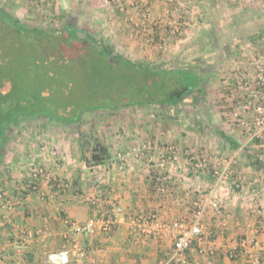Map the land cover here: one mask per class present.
I'll return each mask as SVG.
<instances>
[{
	"label": "crops",
	"instance_id": "obj_1",
	"mask_svg": "<svg viewBox=\"0 0 264 264\" xmlns=\"http://www.w3.org/2000/svg\"><path fill=\"white\" fill-rule=\"evenodd\" d=\"M94 1L96 6L104 2L111 10L108 15L113 31L134 33L140 20L144 21L141 35L147 33L155 41L168 37L175 43L179 36L170 32L168 21L187 19L189 36H195L219 17L243 14L261 0H138L136 5L132 0ZM242 63L232 65L237 71L234 74L220 75L226 80L228 93L211 95L210 110L173 106L118 111L119 121L109 118V126H100L91 134L92 145L99 143L109 149L111 158L103 165L87 164L91 147L83 153L82 131L73 137L63 124L25 126L33 134L23 145L24 155L9 153L5 161H0V190L5 192L0 202V264H49V254L70 244L67 237L71 225L97 220L100 227L110 216V202L124 210L116 228L109 233L99 229L95 235H82L80 245L88 258L74 259L71 264H159L174 249L172 236L154 238L150 234L153 225L136 233L133 219L155 215L160 223L178 219L192 223L200 198L214 186L212 167L218 160L234 156L239 159L231 179L235 186L233 190L228 186L219 190L216 198L220 209L209 207L205 211L204 234L188 251V262L248 264L241 243L256 238L259 248L255 254L264 264V149L250 141L236 119L237 98L243 95L239 83L255 72L253 63L248 70ZM195 67L188 71L197 73ZM211 73H205V77H211V86L217 87L220 81L214 78L219 76L214 73L212 77ZM195 95L197 91L188 99L194 102ZM215 100L221 102L220 107L216 108ZM187 117L190 122L185 124ZM132 121L135 124L127 123ZM171 145L177 149V162L168 159ZM191 156L200 157L211 169L197 172ZM33 166L47 172L36 183V190L28 188L29 169ZM5 169L12 170L13 179ZM17 186L24 191L17 190ZM97 199L103 205L95 208L92 201Z\"/></svg>",
	"mask_w": 264,
	"mask_h": 264
},
{
	"label": "rangeland",
	"instance_id": "obj_2",
	"mask_svg": "<svg viewBox=\"0 0 264 264\" xmlns=\"http://www.w3.org/2000/svg\"><path fill=\"white\" fill-rule=\"evenodd\" d=\"M95 2L93 0H0V7L10 16L31 28L42 31H60L68 24H72L78 26V29L71 34H75L79 38L81 31L90 34L96 41H104L109 38L117 56L133 64L147 65L152 70L158 66L167 69L178 67L187 69L195 66V62L197 67H195V70L202 80L197 95L194 96V102L192 99L186 98L179 103L177 98L171 96L173 90L176 91L180 88L179 76H174L179 75L178 73L170 74L166 78L160 76L155 79L154 77V80L148 75V72V74H144L145 69L142 70L144 72H139L136 69L129 68L128 62L123 61H120V64L117 65L113 61L106 60L108 57L105 54L98 53L94 48L93 53L91 50H89L90 52L82 50L79 46H75L76 49H74L75 59L67 63L64 58L58 56L57 49L54 52L51 51L50 45L49 48L43 49L39 47L37 42L25 43L22 40L19 41L17 38L6 35L2 30L3 37L1 40L3 45L0 52V64L3 69H0V71L9 72L13 70V73L18 75L24 74L25 71L29 73L28 68H34L32 70L34 73L30 79L33 82V87L34 85L38 87L41 85L42 97L52 99L53 107L60 108L57 114H63L66 117L65 120H67V113L70 110L71 113L77 116L83 112L77 123L63 125L69 127L67 133L73 137L82 131L85 141L89 143L90 140H93L91 136L100 126H109L111 124V122L110 124L107 123L109 118L119 121L121 117L118 111L125 109L155 110L158 107L169 108L173 106L179 109H198L199 111L205 108L209 109L213 105L212 102H209L211 101L209 100L211 95L219 94L220 96L228 93L229 87L224 84L226 80L222 79L220 75H223V72L233 74L237 72L233 71L232 68V65L236 62H243V69L248 70L253 60L258 55L264 54V11L261 7L263 0L257 1L256 4L249 7L248 12L235 14L231 18L222 16L215 22L213 21L212 25L216 31L213 32L212 37L206 38L203 42H199L201 39H197L193 44L186 47L192 39L197 37L199 32L195 36L178 37V41L175 43L165 37L166 44L163 49L159 48L162 38L155 41L157 39H152L147 33H144L145 35L140 34L142 32V22L144 21H136L137 26L135 25V31L133 30L134 33L131 32V34L113 31L111 29L113 26L110 25L112 20H109L111 10L104 2L97 6ZM214 38L220 47L212 52L209 49L212 48V39ZM171 43L172 47H170ZM63 54L68 58L71 57L70 51L61 52L59 55ZM97 54L100 55L101 60L97 58ZM55 63L63 67V69H58H61V75L60 72H52L56 69L57 64ZM67 66L71 68V72L74 71L73 80L75 85L73 86L77 87L76 89L79 91H77L78 94H76L77 92L73 93L75 96L71 103L67 101L69 94L66 77H64ZM207 72H212V77L215 75L214 73L219 76L214 78L218 82L220 81L215 84L217 87L211 86L212 78L205 77ZM85 80L88 83H84ZM39 81L40 83H38ZM47 84H50L49 88ZM83 90L84 95H82ZM76 95L82 98L78 99ZM94 99L101 100L104 103H114L121 107L108 110H96L95 108L91 110L88 107ZM237 100L239 101L238 98ZM215 102L216 108L220 107L221 102L219 100H215ZM227 110L231 111L233 109L228 108ZM115 113H118V115L113 116ZM188 119L189 117L184 119L185 124L190 122ZM127 123L135 124L133 121ZM33 124L49 125L56 123L52 122L51 119L39 117L21 118L7 134L0 161H5L9 153L10 155L13 153L20 156L24 155L22 152L25 149L23 145L33 134L24 127ZM56 125L60 126V124ZM97 135L98 133H96ZM97 140H99V137ZM170 147L177 150L173 145ZM5 173L10 179L14 178V176H11L12 170L5 169Z\"/></svg>",
	"mask_w": 264,
	"mask_h": 264
},
{
	"label": "built area",
	"instance_id": "obj_3",
	"mask_svg": "<svg viewBox=\"0 0 264 264\" xmlns=\"http://www.w3.org/2000/svg\"><path fill=\"white\" fill-rule=\"evenodd\" d=\"M172 1V0H169ZM138 0H132L133 5H136ZM174 2V1H173ZM262 10L264 11V0L262 2ZM170 26V32L179 37H188L187 31L189 27V21L182 17L175 20L168 21ZM159 48L163 49L166 44V38L161 39ZM255 72L250 79H242L239 83L243 95L238 102L237 122L241 124V127L248 133L250 141L256 143L259 148L264 149V54L258 55L253 60ZM170 153L167 155L170 162H177L179 155L177 150L171 148ZM192 164L197 172H204L211 169L210 166L200 157H190ZM239 164L237 156L231 158H224L218 160L213 170L215 177L214 186L209 194H204L197 205V210L194 214L192 223H189L185 219H178L172 223H160L159 219L155 215L149 217L140 216L133 219L134 231H140L145 226L147 231L149 225H153V229L150 234L156 239H161L165 235H171L174 240V249L167 259L161 261L159 264H189L188 251L194 247L196 241H200L204 234V228L202 225V218L207 208H213L215 210L220 209L218 198H216L219 190L228 186L231 190L235 186L231 184L233 175V168ZM29 176L31 182L28 184V188L36 190L38 185L36 183L39 180L47 176V172L42 167H30ZM236 186H238L236 184ZM17 190L24 191V188L17 186ZM5 199V192L0 190V202ZM92 205L95 208L101 207L103 203L100 200H93ZM110 216L105 219L100 227L97 220H91L83 225L72 224L71 233L68 236L69 245L63 249L53 252L48 255L49 264H71L76 259L84 261L88 258V253L80 245V237L82 235H95L100 229L105 233L112 232L117 225V218L124 214L123 208L115 203L110 202ZM241 247L244 253L249 258L248 264H262L263 260L255 254V251L259 248V241L256 238H251L243 241Z\"/></svg>",
	"mask_w": 264,
	"mask_h": 264
},
{
	"label": "trees",
	"instance_id": "obj_4",
	"mask_svg": "<svg viewBox=\"0 0 264 264\" xmlns=\"http://www.w3.org/2000/svg\"><path fill=\"white\" fill-rule=\"evenodd\" d=\"M77 29L78 26L72 24H68V26H66L60 31H42L39 29L31 28L10 16L4 9L0 7V52L2 51L3 45L1 40L3 37L1 31L3 30V33L10 37L17 38L19 41L22 40L25 43L37 42L39 44V47L43 49L50 45V49H52L51 51L54 52V50L57 49L59 54H61V52L70 51V58H68V56H64V54H58V56H60L62 59L64 58L67 63L70 62V60L75 59L74 49H76L75 46H79L82 50H87L88 52H90L89 50H91V52L93 53L94 48L95 51H97L98 53L102 55L105 54L108 57L106 60L113 61L114 63H117V65L120 64V61H123L128 62V64H126L129 68L136 69L139 72L145 69L144 74L149 73L148 75L151 76L153 79L154 77L155 79H158V77L160 76H164L166 78V76L168 77V75L170 74L178 73L179 75L174 76H179L178 82H180V88L178 90L175 89L176 91L173 90V93L171 94L172 98H177V100L179 99L183 101L184 99L195 94V92L198 91L200 87L201 79L199 74L190 73L188 71V68L184 69L182 67H178L176 69H167L165 67L158 66L154 70H152L147 65L133 64L130 61H127L124 58L119 57L115 54L113 49L114 47L111 45L109 38L105 39L104 41H96L94 37H92L90 34H86L83 31H81V35L79 38L75 34H71ZM215 31L216 30L213 25H211V27L206 30H201L197 34V37L192 39L191 42L186 45V47L193 44L197 39H201L199 40V42L205 41L206 38L212 37L214 35L213 32ZM219 47L220 45L216 43L215 38L212 39V48H210L209 50L213 52L216 48L218 49ZM97 58H99L100 60L102 59L98 54ZM194 64L196 65L195 62ZM59 68L63 69L62 66L57 64L56 69L52 72H60L61 75V69L58 70ZM0 69H3L1 68V64ZM33 69L34 68H28L29 73L25 71L24 74L18 75H15L13 73V70H10L9 72H2V70L0 71V76L3 77H0V156L2 155L5 140L7 138L9 130L12 126L18 123L21 118L39 117L51 119V121L56 124H74L77 123V121H79L83 115V112H81L77 116L76 114L71 113L72 111L70 110L67 113L68 116L66 115L67 120H65L66 117H64L63 114H57L60 108L53 107L52 99L48 97H42L41 85L40 87H38L37 85H34L33 87V82L32 80H30L32 78V74L34 73V71H32ZM65 71L66 72L64 73V77H66V85L69 94L67 101L71 103L75 96L73 93L77 92L78 90L76 89L77 87L73 86L75 85V81L73 80L74 71L71 72V68L69 66H67V69ZM85 81L86 82L84 83H88L87 80ZM38 83H40V81ZM49 85L50 84H47L48 88ZM78 92L76 94H78ZM82 95H84V90ZM78 96L79 95H76L78 99L82 98L81 96ZM108 103L109 102L104 103L101 100L94 99L88 108H90L91 110H93L94 108L96 110H108L121 107L114 103ZM70 113L71 115H69ZM80 140L81 148L84 154L87 153L88 148L91 147L89 151L91 155L90 158L85 157L86 162L90 167L103 165L111 158L108 147L99 143L92 145L91 143L86 142V139H84V135L82 133L80 135Z\"/></svg>",
	"mask_w": 264,
	"mask_h": 264
}]
</instances>
